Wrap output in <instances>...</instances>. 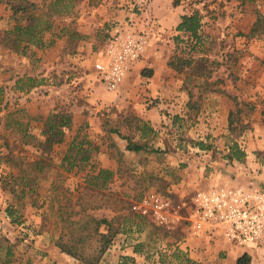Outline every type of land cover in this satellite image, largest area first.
I'll list each match as a JSON object with an SVG mask.
<instances>
[{
    "label": "rangeland",
    "instance_id": "374dc122",
    "mask_svg": "<svg viewBox=\"0 0 264 264\" xmlns=\"http://www.w3.org/2000/svg\"><path fill=\"white\" fill-rule=\"evenodd\" d=\"M35 1L37 5L33 11L36 17H40L41 21H52V29L45 33L44 38L47 41L51 38L55 40L45 48L30 45L26 53L7 45L6 30L11 29L16 20L11 16L10 5L0 2V264H86L65 252L62 254L57 245V253L49 250V244H56L64 226L67 208L61 210L60 206H66L69 210L73 207L79 209V204L75 203L85 185L86 167L80 170L77 163L69 169L68 160L63 162V158L76 155L78 148L69 149L75 139L90 141L94 146L92 157H99L100 162L104 160L108 163L115 159V154L120 155L118 147L121 148L124 142L128 144L127 139L108 131L109 127L117 124L123 133L133 137L135 143L146 142L148 150L135 151L136 154H127L122 150V171L115 174L110 188L100 191L105 193L104 196H96L97 200L103 197L101 201L105 199L107 205L89 209V212L100 217L116 216L117 224L123 229L112 244L121 238L117 250L120 247L124 250L135 248L138 255L131 261L134 264H202L200 258L191 257L193 246L189 239L193 236L188 237L189 209L201 189L192 187L189 182L184 184L182 180L185 177L190 179V174L197 170L192 161L194 158L195 162H198L196 157L205 161L204 157L209 154L213 159L215 153L220 156L224 149L228 152L231 138H239L241 134L229 129L227 135H217L209 122L200 124L203 117L189 118L187 112H177L165 101L166 106L161 108L163 121L156 130L147 122L151 128L141 139L142 131L138 127L146 120L139 117L132 106L119 103L115 97L107 98V90L94 70V61L106 31L103 18L100 24L94 11L105 13L111 6L125 7L126 3L123 0H100L96 4L91 0H68L51 8V0ZM136 2V6L134 4L132 7L137 9L136 13L141 19H162L157 0ZM164 7L168 10L170 21H174L176 8L180 12L202 9L209 19L206 24L212 27L210 32L221 28L222 33L211 34L199 48L190 49L188 42L175 39L172 29L166 28L164 33L159 31L157 22L149 33V48L162 49L169 58L181 54L185 49L183 53L192 57L193 61L177 75L183 89L203 91L202 102L207 100L204 94L209 89L223 90L230 103L237 107L238 101L246 110L243 114L246 118L253 115L255 112L249 110L253 101L246 102L240 100L238 95H229L227 87L232 88L235 83L236 77L231 76L239 77L242 72L249 73L247 71L250 69L257 72L264 69V39L246 36L256 17V10L264 13V0H182L178 6L170 0L168 6ZM151 22L148 24L151 25ZM86 28L94 29L98 37L92 44L90 35L81 31ZM205 77H209L211 82L207 91H204L206 85L202 83ZM27 89L34 91H25ZM246 89L251 87L247 85ZM57 112L68 114L72 123L64 130V140L46 149L40 143L45 140L42 135L44 121L49 114ZM29 115L28 130L31 135L24 140V124L21 123H28ZM207 133H210L207 139H200ZM224 139L230 141L226 147L223 145ZM197 140L207 141L212 147L206 149L207 152L202 151L195 145ZM113 142L114 145L111 144ZM155 145L160 150H154L157 149ZM43 156L52 160L51 165L44 166L42 173L31 172L36 167L28 164L35 160L42 161ZM220 162L216 161L215 166L219 167ZM24 174L30 177L28 184L20 179ZM36 174L40 177L33 180ZM173 187L177 190H173ZM151 192H159L170 198L171 225H161L153 216L139 215L132 210L134 202ZM44 235L46 238H43ZM237 247L252 246L239 244ZM110 253L112 255L114 252ZM104 255L98 264H101ZM123 255L118 257L115 254L106 263L116 264ZM218 257L214 256L209 263H217Z\"/></svg>",
    "mask_w": 264,
    "mask_h": 264
},
{
    "label": "crops",
    "instance_id": "0c3cea01",
    "mask_svg": "<svg viewBox=\"0 0 264 264\" xmlns=\"http://www.w3.org/2000/svg\"><path fill=\"white\" fill-rule=\"evenodd\" d=\"M136 1L137 0H123V2L126 3L125 7H121L122 5H119L120 7L117 8L114 5L107 8V12L105 13L98 11L101 12L99 13L100 15L94 11L95 18L98 19L99 22L103 18L102 22H105V35L110 32L117 20H125L128 17H132L137 23L140 21L139 27L146 30L148 33H150L156 23L159 22V26H156L159 31H163L164 33L166 28H170L174 31L175 36L180 34L181 37L186 38L177 29V26L182 20V15L185 13H191L192 11L189 12V10H182V12H180L179 9L176 8L177 11L174 21H170L168 16L169 13L167 12L168 10L164 7V5L168 6L170 0H157L159 14L162 16V19L154 18L153 20L150 18L145 21L137 15V9L132 7V5L134 6V4L137 3ZM132 2L133 4H131ZM200 10L202 12V9ZM207 20L209 19H207V16L203 14L202 26L203 32L205 33V40L208 39L211 34L215 35L222 33L221 28L214 29V31L210 32L212 27L209 26V23L206 24L208 22ZM150 22L151 25L148 24ZM100 24L102 23L100 22ZM252 24L249 26V30L252 27ZM93 30L94 29L90 30L87 28L84 30L81 29V31L90 35L89 40L91 44L95 41V39L98 40V37ZM262 38L264 39V37ZM168 60V54L164 53L162 49L158 50L157 47L149 48L137 65L134 66L133 70L130 72L120 89L117 91H107V98L113 99L115 97L118 99L119 103H125L128 106H132L137 112V115L145 119L146 122H148L155 130L164 119L161 108L165 101H167L166 104L169 105L171 109H175L177 112H188V101L190 96L192 94L194 95V99H196L199 94V89H183L177 79L179 72L175 71L168 65ZM255 71V69L253 71L250 69L247 71L249 73L244 74V72H242L241 75L239 74V77L238 75L231 76V78L236 77L235 83L232 85L234 88L232 87V89L227 87L228 93H232L236 96L238 95V98L242 101H253L254 103H252L255 105V109L253 110L255 113L253 115L251 114L250 117L247 115V118L243 115L244 122L248 123L250 126L249 129L243 131L240 137L236 138L238 143L246 151V157L243 161L236 159L228 161V159L224 157V154L227 153V150L225 149L224 153L220 154V156L215 153V159H211L209 157L210 154L209 156L206 154L207 156L204 157L206 158L205 161H201L200 158L198 159L196 157L198 162H195V158L192 161L194 162V165L197 166V170L194 171L193 175L190 174V179L185 177V179L182 180L183 183L189 182L192 187L198 189H206L216 184L241 185L245 188L264 189V69L259 72ZM226 77H228V75H226ZM205 78L210 80L209 77ZM2 80L3 79H1V82H3ZM247 85L250 86L251 89H246ZM33 89H27L25 91H34ZM204 96L205 100L206 96L208 98L206 101L201 103L197 119H202L203 117L200 124L209 122L210 125L214 126L211 129H213V132L217 133V135L221 134L222 136L223 133L227 135L229 130V112L232 109H235L236 106L230 103L227 95L220 90H210L208 93H205ZM152 98L154 101H151ZM159 100H161L160 103ZM166 104L164 106H166ZM181 116L184 115L181 114ZM209 136L210 133H207V136H201L200 139H204L206 137L208 138ZM229 142L230 141L227 142L224 139L223 145L226 147ZM126 145L127 143L125 142L120 145L123 151H126L127 154L130 152L136 154L135 151L126 149ZM156 147L158 148V146ZM202 151L207 152L206 149H203ZM211 160H213V163H209ZM91 161H93L96 165L94 169H98V167L103 166L116 170L118 166L116 159L111 161L109 160L107 163L104 162V160L103 162H100L99 157H91ZM216 161H221L219 163V167L215 166ZM78 163H80V160H78ZM79 166L80 170H82V167H86V171H84L85 175L91 171V163L87 161L82 162ZM209 166L213 167L211 168ZM173 190L177 189L173 187ZM178 190L180 191V189ZM188 237H190V235ZM43 238H46V235H44ZM221 238L224 239V241ZM225 240L228 241L227 239L217 235H209L199 238L194 236L192 238L190 237L189 241L193 246L191 257L195 259L200 258L203 262L202 264H210V260H212L214 256L218 255L219 260H216L217 263L211 264H236L237 258L240 255L243 253H249L251 255V264H264V243L260 246L251 245L252 247L249 248H240L237 247L239 244L227 243ZM116 241L118 243H116ZM120 241L121 238L115 240L114 244L111 245L104 255L101 264H104V260L105 264H108L106 263V260L108 262L111 257H115V254H118V257L120 254L130 255L134 259L137 257L138 254L135 248L124 250L120 247L119 250H117L118 246H120ZM46 250H48V247ZM49 250H53L54 253H57L58 249L54 242L49 244ZM111 251L114 252L112 255L110 253ZM61 253L63 254L64 252ZM60 257L63 258L62 256ZM120 260L121 259H117L116 264H118Z\"/></svg>",
    "mask_w": 264,
    "mask_h": 264
},
{
    "label": "trees",
    "instance_id": "16d2710c",
    "mask_svg": "<svg viewBox=\"0 0 264 264\" xmlns=\"http://www.w3.org/2000/svg\"><path fill=\"white\" fill-rule=\"evenodd\" d=\"M45 2L46 0H42ZM67 2L68 0H51L50 5L51 8L58 7V4H63V2ZM72 1V0H71ZM182 0H173V4L178 6ZM256 1V0H250ZM0 2H7L10 5L12 10V17L15 18L16 22L11 29H7V37L6 42L7 45L10 46L13 50L21 51L26 53L27 49L30 45H36L40 48H45L54 43V38H51L50 41H47L44 38L46 32H50L52 29V21L51 19H45V21H41L40 17H36L33 8L37 5L35 0H0ZM93 4L99 3L100 0H91ZM68 8V5L65 3V9ZM68 12V11H67ZM203 13L200 9H194L191 13H185L182 15V20L178 24L177 29L185 34L187 37H181V35H177L175 39L177 41H185L188 42L190 49H196L201 46V44L205 41V33L203 32V24H202ZM248 38H262L264 37V13L259 9L256 10V19L254 20L250 31L246 34ZM9 43V44H8ZM12 43V44H11ZM182 53H177L171 56L168 60V65L174 70L181 72L186 67H189L192 64L193 58L189 55H186L185 49H182ZM203 84L206 85V89L211 83L208 78H204ZM30 87L33 86L29 85ZM209 90H218V89H209ZM221 91V90H220ZM223 91V90H222ZM203 91L199 90L198 99H194V95L191 94L190 99L188 101L189 111L187 112L190 117H197L199 113V109L202 103V95ZM229 94V93H228ZM230 95V94H229ZM236 96H233L235 98ZM237 98V97H236ZM235 98V99H236ZM255 105H250L249 110H254ZM246 113V110L241 106V104L237 101V107L232 109L229 112V129L236 134H242V132L249 127L248 123L244 122L243 114ZM263 115H264V107H263ZM30 118L28 117V123L23 126V139L26 140L31 134L29 133V125ZM135 119L141 120L139 117H134ZM126 120V119H125ZM144 124L140 125L138 128L142 131L141 139L144 138L145 132L148 127V123L143 121ZM72 123V119L68 114H64L61 112L51 113L44 121V128L42 130V135L45 136V140L40 142L44 144L46 149H50L52 145L56 142H60L64 140L65 128L69 127ZM27 125V126H26ZM108 131L110 133H117L119 136L128 140V144L126 145V149L133 151H146L148 150V144L144 141L135 143L133 141V137L123 133L122 129L117 125L109 127ZM34 136V135H32ZM143 137V138H142ZM231 138V143L229 145V151L224 154V157L228 159V161H233L234 159L243 161L246 157V151L240 146L236 139ZM77 142V143H76ZM88 145H84L85 143ZM112 145L115 142L111 143ZM195 145L201 149H210L212 145L204 140H197ZM78 148L76 151V155L65 156L63 158V162H68V167L78 163L80 160L81 164L84 161L91 163V171H89L85 177V185L82 190H80L78 199L75 205L79 204L80 208L68 209L66 206H60V209L67 208L66 216L63 219L64 226L61 230L60 235L56 240V245L61 248V250L80 261L85 262L86 264H98L101 260L109 246L112 244L114 238L117 236L119 232L123 229L122 226L117 224L116 216L108 217V216H98L94 213L89 212V209H94L97 207H101L104 204V200H97L96 196L101 194L105 195V193H100V191L110 188L111 182L114 180V176L117 173L122 171L124 160L121 157L123 153L122 149L118 147V154H115L114 157L118 163L117 169L114 170L110 167L100 166L98 169L95 168V163L91 161L92 151L94 150V146L88 140L82 141H74L72 142L69 149ZM120 148V149H119ZM45 150V149H44ZM160 150V149H154ZM47 156H49L47 154ZM47 162V163H45ZM52 160L47 157H42V161L35 160L33 163L28 164L36 167L34 171L42 173L44 166L51 165ZM28 174L29 171H27ZM40 175H34V179H37ZM20 179L28 184L30 180L29 175H21ZM96 193V194H94ZM95 195V197H94ZM108 199V198H106ZM9 214L10 208H8ZM129 217H127V221ZM131 261H134V258L130 255H123L121 257V261L118 264H134ZM236 264H251V255L249 253H243L237 258Z\"/></svg>",
    "mask_w": 264,
    "mask_h": 264
},
{
    "label": "built area",
    "instance_id": "2783aa9c",
    "mask_svg": "<svg viewBox=\"0 0 264 264\" xmlns=\"http://www.w3.org/2000/svg\"><path fill=\"white\" fill-rule=\"evenodd\" d=\"M139 22L132 17L117 20L98 50L94 70L107 91L120 89L149 49L151 37ZM170 204V198L151 192L134 202L132 210L169 226L173 221ZM188 221L190 236L217 235L237 244L260 246L264 243V189L231 184L201 189L190 206Z\"/></svg>",
    "mask_w": 264,
    "mask_h": 264
}]
</instances>
